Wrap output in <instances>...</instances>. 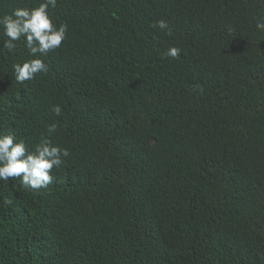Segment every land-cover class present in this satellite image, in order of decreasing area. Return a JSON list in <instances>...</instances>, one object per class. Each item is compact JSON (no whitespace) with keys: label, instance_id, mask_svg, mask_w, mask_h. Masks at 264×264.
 Segmentation results:
<instances>
[{"label":"trees","instance_id":"obj_1","mask_svg":"<svg viewBox=\"0 0 264 264\" xmlns=\"http://www.w3.org/2000/svg\"><path fill=\"white\" fill-rule=\"evenodd\" d=\"M39 2L0 0V15ZM49 14L67 38L23 84L14 65L32 57L0 29V132L70 155L47 188L0 181V264H264V0Z\"/></svg>","mask_w":264,"mask_h":264},{"label":"clouds","instance_id":"obj_2","mask_svg":"<svg viewBox=\"0 0 264 264\" xmlns=\"http://www.w3.org/2000/svg\"><path fill=\"white\" fill-rule=\"evenodd\" d=\"M57 0H40L35 7H17L10 13L0 15V29L7 39L3 47L9 52L16 48V42L23 38L30 59L14 65L15 80L23 84L32 80L37 73L48 72V66L39 58L62 46L67 38L68 25H57L49 14L56 7ZM161 30L167 29L165 21L158 22ZM256 28L264 31V18L257 19ZM231 31V29H229ZM181 49L170 47L166 57L173 59L180 55ZM203 92V89L200 88ZM52 111L61 114V107L55 105ZM55 123L48 127V133L56 131ZM70 155L67 148L55 145L47 137H42L33 151H28L24 139L13 132H0V181L18 179L22 188L30 191L47 188L53 182L52 170L59 169L64 159Z\"/></svg>","mask_w":264,"mask_h":264}]
</instances>
